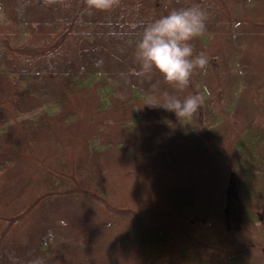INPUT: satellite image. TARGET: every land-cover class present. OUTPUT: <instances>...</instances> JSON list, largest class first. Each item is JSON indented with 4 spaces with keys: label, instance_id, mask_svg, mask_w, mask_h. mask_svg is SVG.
Here are the masks:
<instances>
[{
    "label": "trees",
    "instance_id": "1",
    "mask_svg": "<svg viewBox=\"0 0 264 264\" xmlns=\"http://www.w3.org/2000/svg\"><path fill=\"white\" fill-rule=\"evenodd\" d=\"M193 4L206 65L182 91L137 75L144 25ZM165 93L203 102L178 118L147 103ZM250 240L264 244V0H0V264H264Z\"/></svg>",
    "mask_w": 264,
    "mask_h": 264
},
{
    "label": "clouds",
    "instance_id": "2",
    "mask_svg": "<svg viewBox=\"0 0 264 264\" xmlns=\"http://www.w3.org/2000/svg\"><path fill=\"white\" fill-rule=\"evenodd\" d=\"M114 0H88L90 7L108 10ZM205 30V12L198 5L173 8L144 25L135 41V56L140 65L137 75L159 71L163 79L178 90L189 84L196 68L208 62L204 53L193 54L192 39ZM198 94L179 95L165 93L162 100L155 98L149 104L159 105L175 112L176 116L190 118L202 104Z\"/></svg>",
    "mask_w": 264,
    "mask_h": 264
},
{
    "label": "rangeland",
    "instance_id": "3",
    "mask_svg": "<svg viewBox=\"0 0 264 264\" xmlns=\"http://www.w3.org/2000/svg\"><path fill=\"white\" fill-rule=\"evenodd\" d=\"M230 219L234 220V209H235V203H231L230 205ZM241 240H243V237L241 238ZM250 242V243H249ZM249 242L245 243L246 246L244 248L245 252H249V253H264V244L261 243H257L253 240H250ZM223 245L220 247L221 249H219V254L224 255L225 252H229V251H236V249L239 248V243L238 241L233 238L228 239L225 243H222ZM225 251V252H224ZM224 252V254H223Z\"/></svg>",
    "mask_w": 264,
    "mask_h": 264
}]
</instances>
